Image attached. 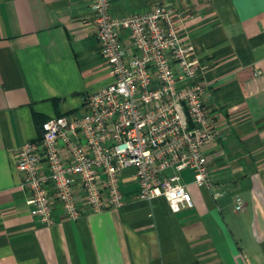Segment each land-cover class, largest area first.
Segmentation results:
<instances>
[{"label":"crops","instance_id":"obj_1","mask_svg":"<svg viewBox=\"0 0 264 264\" xmlns=\"http://www.w3.org/2000/svg\"><path fill=\"white\" fill-rule=\"evenodd\" d=\"M90 2L0 0V264H264V0H113L117 17L158 5L190 11L183 33L207 67L218 133L204 149L213 185L181 173L193 209L137 200L130 169L121 208L69 221L57 206L53 226L30 214L19 148L113 82Z\"/></svg>","mask_w":264,"mask_h":264},{"label":"built area","instance_id":"obj_2","mask_svg":"<svg viewBox=\"0 0 264 264\" xmlns=\"http://www.w3.org/2000/svg\"><path fill=\"white\" fill-rule=\"evenodd\" d=\"M112 3L90 6L113 82L88 95L82 114L45 121L41 138L16 155L30 214L44 226L56 223L57 206L69 221L123 207L130 169L135 198L163 197L174 213L194 208L181 173L192 171L200 188L213 185L204 149L217 139V110L209 105L207 67L183 33L190 11L158 5L117 17Z\"/></svg>","mask_w":264,"mask_h":264},{"label":"trees","instance_id":"obj_3","mask_svg":"<svg viewBox=\"0 0 264 264\" xmlns=\"http://www.w3.org/2000/svg\"><path fill=\"white\" fill-rule=\"evenodd\" d=\"M43 123H44V122H43ZM43 123H42V125H43ZM42 125H41V130H40V131H41V135H42ZM40 138H41V136H40Z\"/></svg>","mask_w":264,"mask_h":264}]
</instances>
